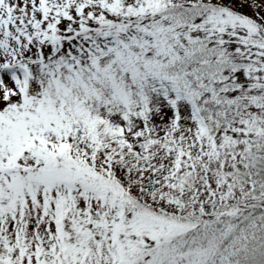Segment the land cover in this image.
<instances>
[{
	"label": "snow or ice",
	"instance_id": "snow-or-ice-1",
	"mask_svg": "<svg viewBox=\"0 0 264 264\" xmlns=\"http://www.w3.org/2000/svg\"><path fill=\"white\" fill-rule=\"evenodd\" d=\"M0 264H264V0H0Z\"/></svg>",
	"mask_w": 264,
	"mask_h": 264
}]
</instances>
